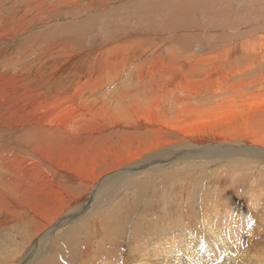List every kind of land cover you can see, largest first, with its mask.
<instances>
[{"label": "bare ground", "instance_id": "bare-ground-1", "mask_svg": "<svg viewBox=\"0 0 264 264\" xmlns=\"http://www.w3.org/2000/svg\"><path fill=\"white\" fill-rule=\"evenodd\" d=\"M46 1H32L37 5L27 6L28 17L20 16L21 12H14L20 5H16L9 12L5 11L6 14L0 11V41L4 40L7 43L14 40L17 43L26 40L22 50L13 59L0 65V260L5 259L2 255L10 253V259L15 263L16 259L22 257L23 252L30 248L34 238L41 235L49 238L56 228L74 217L75 214L67 213L64 216L61 213H66L72 205H75L85 191L93 190L95 187L99 191L104 185L116 182L115 180H120L123 176L125 178L127 174H138L135 169L140 166L139 169L142 170L148 162H153V159L159 160L162 157L168 159L165 157L173 154L190 158L189 160H196V157L204 160L225 157L226 161H231L232 164L234 156L238 158L252 155L256 163L264 162V72H257L254 76L245 65V62L252 60L253 56L256 58L260 55L258 49L264 50V43L255 46L250 43L251 40L241 41L240 36L235 40L231 37L230 44L225 45L227 34L224 36L222 34L216 39L211 38L213 43L218 40L219 47L213 49V45H210L207 50L205 48L198 52L193 51L194 47H189V53L182 57L178 49L185 51L182 47H185L186 43L180 41L183 38L166 37L163 41L161 40V43L155 40L151 43L147 40L150 37L148 33H145V28L139 26L138 30H132V34L136 36L126 39L120 37L123 31L121 32L116 24L113 28L120 35L117 34L115 40L111 39L113 42L110 46L105 47L107 44L105 39L106 41L101 43L104 47L94 48L95 45L88 51L82 40L80 44L77 43L78 37L75 39L72 35H66L64 36H68L66 39L64 37L54 39L47 35L42 27V30L33 32L38 30L42 22H35L32 24L34 27L31 28L30 21L32 23L36 21L35 17L31 18V16L34 15L33 12L39 11L37 6L43 5L45 9ZM77 1L67 2L74 7ZM197 2L193 1L194 5L188 4L191 8H196V12L199 8V5L195 4ZM100 3L106 5L108 0H101ZM131 3L136 9L137 5L143 4L147 8L153 2L150 1L148 4L140 0L135 3L131 1ZM178 3L176 9L186 17V20H179V18L174 25H171L172 21L164 22L162 28L166 27V32L163 34L182 29V33L189 37L188 28L193 22L191 20L194 14L183 1L181 3L180 0ZM47 7L48 11L44 10L42 15L48 18L54 17L52 6ZM204 7L202 6V9ZM212 12L214 13L213 10ZM143 14L145 15L144 12ZM227 20L225 16L220 25L227 26ZM9 21L12 24L9 25ZM106 23L109 25L108 22ZM147 27L152 35L156 29L155 25L151 24ZM192 27L194 31L198 30L197 26L192 25ZM28 28L33 31L25 34ZM141 30L144 33L142 38L137 34ZM17 31L24 32V35H18ZM125 31L128 30L125 29ZM195 36L197 37L196 34ZM172 40L176 41L175 46ZM261 41L264 42V40ZM6 43L0 46V59L8 56L9 52L6 49L9 46ZM33 45L40 46L44 52L30 58L33 51L37 50V47ZM166 49L170 56L169 64L161 58L165 55ZM240 51L242 55H238ZM261 57L264 59V52ZM238 58L241 60L238 61ZM182 59L185 63L178 64ZM238 62L243 64L242 67L231 66ZM18 64L20 66L15 68ZM260 65L264 66L259 61L256 70ZM224 67H228L226 74L220 70ZM201 74H205L203 83L212 86L211 81L217 82L219 86L214 87L217 88L216 92L223 96L222 100L205 105L191 99L189 91L200 92V82L196 83L190 78ZM210 76L214 77L213 80ZM133 78L137 80L136 85L130 81ZM147 81L149 85H146ZM109 84L116 85L109 92H104L105 88L110 87ZM130 86L134 88L133 91L128 88ZM138 87L144 89L145 98L151 88L153 95L149 96L154 97V100H149L145 104L139 99L134 101L132 94ZM110 92L112 93L108 96ZM114 96H116L115 100L111 101ZM244 117H248L247 121H249L245 128ZM256 118L259 122L256 128L251 129V126L256 123ZM130 125L135 126L134 131L126 129ZM161 132L167 133V137H163L166 140L172 134L182 139L176 142L172 140L171 145L188 141L193 146L181 151L178 147L172 146L150 153L152 149L163 143L169 144V142H163L165 139L159 136ZM137 134L153 135L154 139L141 151L139 148L133 149L126 146V141ZM142 151L145 152L142 154ZM97 152L108 155L110 159H116L117 162H112L113 165L107 163L105 167H102L104 165L92 161V156ZM125 160L129 161L125 163L128 165V167L125 166L127 169L122 168ZM100 168L105 169L101 171V173L106 172L104 175L98 173ZM111 168L116 169L108 172ZM169 182L171 179L164 185L170 189V193L181 187L180 183L168 185ZM140 191L137 189V193ZM162 192L164 195V187L161 192L159 191L160 194ZM85 199L79 201V204ZM165 205L170 207L173 203L167 202ZM87 206L89 207L88 204L83 206L79 212H84ZM262 212L263 210L260 214ZM53 217L60 219L49 227ZM244 217L248 218V216ZM226 218L234 220L231 215H227ZM192 224L195 225L194 222ZM241 224L243 223L240 222L239 225ZM9 228H12L16 235L13 244L10 232H5ZM148 229L149 232L144 235L140 233L144 236L141 243L140 240L137 243L133 236L135 245H132L130 251L132 264H180L186 262L188 256L196 257L183 247L180 242L183 240L181 236L168 238L170 233L167 230L168 226L153 228L154 231ZM161 230H167V232L162 233ZM211 230L212 228L206 232V228L204 229L206 233L212 234V237L208 236L207 239L208 245H213L210 247L215 248V252L207 249L209 254L203 255L204 263L215 264L213 259L218 260L221 257L225 258V261H222L223 264H228V260L233 257L232 252H236L234 259L237 258L238 251L232 245V236L227 238L222 233L212 240ZM107 232H109L108 229ZM163 234L167 235L165 239L170 241L169 246L162 247L163 249L155 247L156 239ZM220 243L225 244L224 249L217 247ZM31 252L33 253L29 256L30 258L37 255L38 246L36 245ZM199 254L201 251L197 252V256ZM190 259L192 260V257ZM98 264H104V262L100 261Z\"/></svg>", "mask_w": 264, "mask_h": 264}, {"label": "rangeland", "instance_id": "rangeland-1", "mask_svg": "<svg viewBox=\"0 0 264 264\" xmlns=\"http://www.w3.org/2000/svg\"><path fill=\"white\" fill-rule=\"evenodd\" d=\"M32 1L34 0H1L0 5L2 9L0 8V11H4L3 14H6L7 11L9 12L16 5H20V7L17 6L15 8L14 12H21L20 16L26 17V10H28L27 6L29 5V7H34L37 5V1L35 3ZM67 1L71 2L72 0H47L45 4L49 7L52 6L54 10L52 12L54 17L49 18L42 15L44 10L48 11V7L46 6L44 9L43 5L42 7L41 5L37 6L39 11L37 10L36 12H33L34 15L31 16V18L35 17L36 21H34V23L30 21V25L32 28L34 27L32 24H35V22H42V24L40 23L39 26L37 25L38 30L35 31L28 28V30L25 31L27 32L25 34H30L31 30L33 32H37L45 29L47 35L54 39L55 37L62 39L66 35H72L75 39L78 37V44H80V40H82L85 48L90 50L95 45L96 47L94 48H102L103 45H101V43L106 40L107 44L105 47L112 44L118 34L116 29L113 28V25L117 24L120 31H123V34H121L120 37H125L126 39H131L133 36H136L132 34V30H138L139 26H141L142 28H145V30L143 29L145 33H148L147 35L150 38H147V40L151 43H154L153 40L157 43H161V40L163 41L166 37L171 38L173 36H178L183 38L180 41H184L186 43L185 47H182L185 51L183 52L178 49L181 52L182 57H185L186 54L189 53V47H194V52L204 50L205 48L207 50L210 45H213V49L219 47L220 43L218 40L213 43L212 39H216L217 37L222 36V34L223 36L227 34V38H225V45L228 43L230 44L231 41L229 42V40L231 37L235 40L240 38V36L241 41H244V39L251 40L250 43L255 46H259L260 43H264L261 41L264 40V0H208V3L207 0H193L194 2L198 1L195 3L198 4L200 8L197 9V12L195 11L196 8H191L189 6L190 3L191 5H194L192 0H188L189 3H187V0H181V3L183 1V3L187 4L186 6L188 8L190 7L189 9H192L191 11L194 14L191 20L194 23L192 22L188 28V32L190 34L189 37L182 33V29L172 30L167 32L165 35L163 34L166 32V27L162 28V24L164 22L170 23L172 21L171 25H174L175 21L186 20V17L180 14L176 9L180 0H156L158 4H156L157 2L155 0H144L145 3L150 4V1L153 3L149 5V7L147 6V8L143 4L137 5L138 8L136 9L134 8L135 5L132 4L131 1L135 3L140 0H108L106 5H102L100 3L101 0H78L75 4L76 6L74 7L69 5ZM168 4L170 6H168ZM221 4L223 5V8ZM246 5H248V7ZM202 6L205 7L202 9ZM228 14L229 16H227ZM225 16L228 19V25L222 27L220 23L223 22ZM106 22H108L109 25ZM8 23L9 25L12 24L10 21ZM151 24H154L156 28L152 35L147 29V26H151ZM192 25L197 26L198 30H195L196 32L193 30V27L191 28ZM123 26L124 28L122 29ZM157 26H159V28H157ZM110 28L112 29L110 30ZM125 29L128 31H125ZM236 29L239 30H237L239 34ZM89 31L90 33H88ZM235 32L237 34H235ZM140 33H143L142 30ZM140 33H137L138 37H143L144 33ZM17 34L21 36L24 35V32L17 31ZM129 34L131 36H127ZM259 34L262 35L260 36ZM235 35L237 36L235 37ZM67 37H64V39ZM172 42L175 46L176 41L172 40ZM5 43L6 42H4V40L0 41V46ZM25 43L26 40L18 41L17 43H15L14 40L8 41L6 45L9 46V48L6 49V51L9 53H7L8 56L0 59V65L4 64L7 60L13 59V57L22 50L21 48ZM33 47H37V52L33 51L30 58L34 55H38L40 52H44L43 49H40V46L33 45ZM258 50L260 51V55L256 58L253 56L252 60L245 62V65L248 67L249 71L253 72L252 74L254 76H256L257 72H264V66L261 65L256 70L259 61L264 65V59L261 57L264 50ZM167 51V49L164 51L165 55L161 58L169 64L170 56ZM241 52L242 51L238 52V55H242ZM36 59H38V57H36ZM237 60L239 61L241 59L238 58ZM38 63H40V61ZM182 63H185L183 59L178 62V64ZM241 65L243 64L238 62L231 66L242 67ZM18 66H20V64H18L15 68ZM227 69L228 67H224L220 70L226 74ZM62 76L65 75L62 74ZM204 76L205 74L191 76V80H195L196 83L200 82V92L197 90L189 91L191 99L205 105L222 100L223 96L218 94L216 92L217 88L214 87L219 86L217 82L215 83L211 81L212 86L207 85L203 83ZM213 78V76H210L211 80H213ZM130 81L133 85L137 84V80L135 78L130 79ZM114 85L109 84L111 88H105L104 92H109ZM146 85H149V81H147ZM128 88H130L131 91L134 90L131 86ZM120 89H122V87ZM143 90L144 89L140 87H138V89L136 88V91L132 94L134 101L139 99L145 104L149 100H154V97L149 96L153 95L151 88L147 93V98L143 96ZM253 90L256 89L253 88ZM111 93L112 92L108 93V96H110ZM159 93L162 95L161 92ZM115 98L116 96L112 97L111 101H114ZM248 117H244L243 119L244 128L249 122L247 121ZM258 122L259 119L256 118V123L251 126V129L256 128ZM128 127L126 128L128 131L135 130V126L130 125ZM166 134L167 133L161 132L159 133V136L162 138L167 137ZM153 139V135L137 134L127 140L125 145L132 147L133 149L139 148L141 151L144 149L145 145ZM172 140L173 142L182 141L179 136L172 134L167 138V140H163V142L166 141L170 144ZM164 144L165 143L161 144L159 147H155L150 151V153H155L164 148H171L172 146L178 147L180 151L184 148L193 146V144L188 141L180 142L176 145H169L167 143L166 145ZM144 152L145 151H142V154ZM165 158L168 159H163V157L159 160L153 159V162H148L142 170L139 169L140 166L137 167L135 171H138V174H127L125 178H123L124 176L122 177L123 179L121 178L120 180H115L116 182L106 184L109 188L104 185V187H101L99 191L97 190V187L93 190L85 191L81 197L78 198V203L76 202L75 205H72L66 213H61L64 216L67 215V213L75 214L71 220L65 222L59 228H56L49 238H44L42 235L34 238V245L31 243L32 248L30 246L31 249H26L25 252H23L22 257L16 259L15 263L12 262V259H10V253L7 255L1 254L5 257V259L0 260V263L98 264V262L102 261L104 264H130L131 247L135 245L134 237L135 240H137V243L138 240H140L141 243L144 239V233L149 232V229L147 230V228H150L151 230L153 228L159 229L162 226H168L169 229L167 230L170 231L168 238L181 236L183 240H180V242L183 244V247L196 256H188L186 258V262H182L180 264H205L203 255L207 253L209 254L208 250H212L213 253L215 252V248H211L213 245H208L207 237L209 236L211 238L212 234L206 232H209L208 229L210 228H212L211 232L213 233L212 240L216 235L220 236L222 233L225 234L227 238L232 236V245L235 250L238 251V256L234 259V257H236V252H232L233 257L228 260V264H244V262L245 264H264V162L258 161L256 163L255 157L252 155H250V157L239 156L238 158L234 156V159L232 158V164L231 161H226L225 157L208 160L196 157V160H189L190 158L180 157L177 156V154H173L166 156ZM252 160H254V162ZM92 161L104 165L102 167H105L107 163L113 165L112 162H117L116 159H110L108 155L101 152L95 153L92 156ZM128 162L129 161L125 160L122 168H125L127 165L125 163ZM101 169L103 168H100L98 171L99 174H102L103 172L101 173V171L105 170ZM113 169L115 170L116 168H111L108 172L113 171ZM105 173L106 172H104L103 175ZM170 179L171 182H169L168 185L180 183L181 186L171 193L170 189L165 186L166 182ZM163 187L164 195L163 192L161 194L159 193V191H162ZM107 189L111 191L109 192ZM137 189L141 190L140 193H137ZM165 191L166 193L168 192V194H166ZM83 199L85 200L79 204V201ZM167 202L170 204L173 203V206L166 207L165 204ZM86 204H88L89 207L87 206L84 209V212H79ZM262 210L263 212L260 214ZM227 215H231V218L235 221L227 220ZM244 216H248V218L246 219ZM210 217L213 218L209 219ZM59 219H55L53 217L50 220L51 225L49 227L53 226L57 221H59ZM192 222H194L195 225H193ZM240 222L243 224L239 225ZM205 228L206 232L204 231ZM107 229L109 232H107ZM154 230L155 229L152 231ZM167 230L161 231L162 233H166ZM7 231L5 232H10V236L12 237L11 243L13 244L16 237V235H14V230L9 228ZM140 233L143 235H140ZM166 236L167 235L163 234L162 237H158L155 241V247L163 249L169 246L168 243H170V241L165 239ZM162 239H165V242ZM162 242L164 244H162ZM36 245L38 246L39 253L30 258L29 256L33 253L31 250H33ZM218 245V248L224 249L223 247L225 244L220 243V245H222H219L220 247ZM77 246L78 249H76ZM200 251L201 254L197 256V252L200 253ZM191 257L192 260L190 259ZM220 258L221 257H219L218 260L213 259L216 262L215 264H223L225 258ZM98 259L100 261H98Z\"/></svg>", "mask_w": 264, "mask_h": 264}]
</instances>
